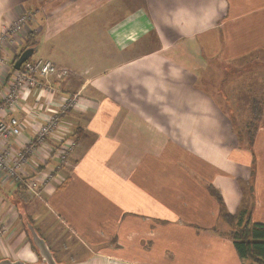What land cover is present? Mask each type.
<instances>
[{
	"label": "crops",
	"instance_id": "1",
	"mask_svg": "<svg viewBox=\"0 0 264 264\" xmlns=\"http://www.w3.org/2000/svg\"><path fill=\"white\" fill-rule=\"evenodd\" d=\"M23 12L0 102L26 49L68 74L47 79L51 92L20 91L11 145L78 98L23 168L53 175L38 201L0 176V259L38 262L29 217L62 264H242L221 207L264 224V126L251 150L239 144L195 72L264 56V0H0V32ZM60 139L75 142L63 163Z\"/></svg>",
	"mask_w": 264,
	"mask_h": 264
},
{
	"label": "built area",
	"instance_id": "2",
	"mask_svg": "<svg viewBox=\"0 0 264 264\" xmlns=\"http://www.w3.org/2000/svg\"><path fill=\"white\" fill-rule=\"evenodd\" d=\"M30 17V12H23L2 26L0 32V65L4 63V50L18 44ZM56 73L65 76L68 71L58 69L50 61L26 60L19 70H12L7 89L0 102V176L4 180L21 186L26 193L34 198H40L41 189L50 185L53 175L50 172L42 171L29 177L23 174V168L27 165L30 155L36 154L39 148L45 144L46 139L51 137L63 124V115L75 107L78 94L64 98L58 111L42 118L43 121L37 127L33 138L16 147L11 145V141L19 138L21 130L18 120L11 116L10 111L18 103L19 93L22 90L34 88L42 92L53 91V87L47 79ZM59 142L55 155L58 162L63 163L74 148L75 142L72 140L61 142V139ZM6 232L7 229L0 219V238Z\"/></svg>",
	"mask_w": 264,
	"mask_h": 264
},
{
	"label": "rangeland",
	"instance_id": "3",
	"mask_svg": "<svg viewBox=\"0 0 264 264\" xmlns=\"http://www.w3.org/2000/svg\"><path fill=\"white\" fill-rule=\"evenodd\" d=\"M32 57H36V54ZM252 58L232 63L207 61L205 66L200 67V72H195L198 75L195 85L221 109L227 119L231 120L235 138L239 144L242 141L249 150L251 145L245 127L251 117L253 102L260 101L264 96V56L254 58V61ZM10 67L9 70H13V67ZM77 255L81 256V253L75 254Z\"/></svg>",
	"mask_w": 264,
	"mask_h": 264
},
{
	"label": "trees",
	"instance_id": "4",
	"mask_svg": "<svg viewBox=\"0 0 264 264\" xmlns=\"http://www.w3.org/2000/svg\"><path fill=\"white\" fill-rule=\"evenodd\" d=\"M33 44L32 42L31 45ZM31 45L29 47H32ZM16 59L17 56L12 60V67ZM250 114L251 117L245 127V133L251 145L257 129L264 126V96L260 101L253 102ZM217 198L222 205L221 199ZM221 215L230 227L229 238L242 264H264V224L253 223L248 218L243 219L242 216L239 217L237 214L225 213L222 207ZM28 219L32 223L29 217ZM22 226L25 229L24 223H22Z\"/></svg>",
	"mask_w": 264,
	"mask_h": 264
},
{
	"label": "water",
	"instance_id": "5",
	"mask_svg": "<svg viewBox=\"0 0 264 264\" xmlns=\"http://www.w3.org/2000/svg\"><path fill=\"white\" fill-rule=\"evenodd\" d=\"M32 54H33V49L29 48L24 50L14 62L13 69L16 71L19 70L21 65L26 60L31 58ZM22 220L24 223L25 230L28 234V239L31 243V246L39 258V261L36 264H62L56 260L47 242L36 231V229L34 228L33 224L29 221V219L27 217H23ZM0 264H28V263L20 259L12 260L9 258H3L0 259Z\"/></svg>",
	"mask_w": 264,
	"mask_h": 264
}]
</instances>
